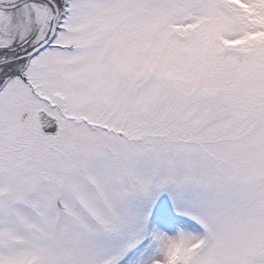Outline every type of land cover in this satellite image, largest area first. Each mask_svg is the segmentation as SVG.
<instances>
[{
	"label": "snow or ice",
	"instance_id": "1",
	"mask_svg": "<svg viewBox=\"0 0 264 264\" xmlns=\"http://www.w3.org/2000/svg\"><path fill=\"white\" fill-rule=\"evenodd\" d=\"M0 264H264V0H0Z\"/></svg>",
	"mask_w": 264,
	"mask_h": 264
}]
</instances>
